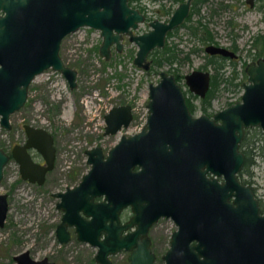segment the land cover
I'll return each mask as SVG.
<instances>
[{"label": "water", "instance_id": "water-1", "mask_svg": "<svg viewBox=\"0 0 264 264\" xmlns=\"http://www.w3.org/2000/svg\"><path fill=\"white\" fill-rule=\"evenodd\" d=\"M246 1L253 4L254 0ZM190 2H180L167 21L152 19L149 30L134 35L131 28H136L144 15L128 0H0L1 125L10 127V114L24 104L31 79L43 70H58L70 87L76 86V69L66 65L59 54L61 40L69 32L82 25L100 29L103 39L99 51L106 59L112 43L121 49L120 39L126 33L138 45L134 62L148 67L147 53L164 44L166 32L183 21ZM206 50L233 54L213 45ZM246 71L249 82L244 84L241 101L217 111L212 118L205 114L192 116L173 75L162 71L160 81L150 84L148 115L141 130L123 134L105 156L100 146L86 149L89 170L77 185L55 193L60 196L57 206L64 211L56 229L59 239H67L66 227L74 223L80 239L98 246L95 259L99 264H112L109 254L122 248L130 250L126 264H153L155 254L147 233L150 220L141 214L138 226L122 233L137 221V216L123 224L119 220L120 209L133 202L137 178L139 187L147 184L153 157L165 161L170 169L180 166L184 157L189 170L199 160H207L209 168L214 164L231 178L233 161L234 170L242 163L239 143L245 127L259 125L264 129V58L248 63ZM208 80V73L200 70L186 75L189 88L200 95L205 94ZM130 118L129 105L113 106L105 114V132H115ZM24 127L27 139L14 145L12 154L19 162L22 177L41 183L53 166V136L44 128L29 124ZM29 147L42 154L46 165L32 160ZM7 159L0 148V180ZM139 162L143 163L141 170L133 171ZM170 174L174 175L172 171ZM175 181L180 182L173 179L172 184ZM102 194L103 200L94 201L95 195ZM228 196L222 192L213 215L200 219L201 235L195 244H189L191 237L186 236V230L173 234L171 247L163 255L166 264H264V214L259 213L257 202L250 196L237 205L231 204ZM7 209V195L0 192V226L4 225ZM80 211L91 217L85 218ZM101 230L105 235L100 239ZM14 258L19 264H56L46 257L33 259L28 251Z\"/></svg>", "mask_w": 264, "mask_h": 264}, {"label": "rangeland", "instance_id": "rangeland-1", "mask_svg": "<svg viewBox=\"0 0 264 264\" xmlns=\"http://www.w3.org/2000/svg\"><path fill=\"white\" fill-rule=\"evenodd\" d=\"M224 1L231 2V9L225 8L212 15L210 9L214 3L211 1L212 4H201L199 13L209 20V28L216 33L219 40H227L226 35L230 29L231 36L237 34L238 46L244 49L239 63L242 66V61L248 59L245 51L246 40L251 33L264 30V3L258 2V7H248L244 0ZM176 4L177 2L173 5ZM199 13L194 12L189 22L196 21ZM230 18L234 27H230L225 21ZM144 26L142 24L140 28ZM179 37L183 40H179ZM170 38L180 41L178 46L182 50H186L191 43L200 46L197 39L187 34L186 26L179 28ZM100 39L98 30L88 28L63 37L60 52L70 65L78 69V86L71 90L63 75L50 69L39 74L31 85L29 105L10 115V130L0 126V141L3 144L22 140L21 125L27 121L47 127L53 132L57 147L56 165L42 185H29L19 181V173L13 162L5 168L0 191L8 193L9 211L4 225L0 226V264H15L13 255L27 247L37 257L58 253L55 258L66 264H98L92 259L95 248L86 243H76V246L71 243L61 248L62 251L56 250L54 227L60 218V211L56 209V198L51 196V192L74 183V179L69 177L72 170L78 168L84 172L88 169L89 165L81 153L84 146L99 144L106 150L121 134L134 132L140 127L146 112L148 82L155 81L158 77L154 72L147 73L132 65L131 55L136 48L133 42L126 39L122 51L113 49L110 59L105 60L98 51ZM204 59V54L200 51L199 55L193 54L190 61L181 62L179 68L183 73L188 72L199 67ZM168 67L169 64L164 63L160 68ZM228 69L227 67L226 72ZM118 71L123 73L121 79L117 75ZM240 91L237 86L221 84L214 92L207 111L212 113L225 107L228 102L238 98ZM121 98L133 102L135 119L131 125L116 134H103V107L117 104ZM82 99L85 105L81 102ZM194 102L198 113L199 102ZM99 107L101 110L96 109ZM89 108L92 110L89 111ZM92 112L97 113L93 122L84 124L83 120H88ZM256 133L263 134L260 129ZM67 164H70L69 168ZM153 236L157 242L155 264H164L161 258L164 248L159 243L164 239V232L156 230ZM126 255L125 251L119 252L112 260L115 264H123Z\"/></svg>", "mask_w": 264, "mask_h": 264}, {"label": "flooded vegetation", "instance_id": "flooded-vegetation-1", "mask_svg": "<svg viewBox=\"0 0 264 264\" xmlns=\"http://www.w3.org/2000/svg\"><path fill=\"white\" fill-rule=\"evenodd\" d=\"M182 1L184 0H177V1L128 0L129 5L131 7L137 8L144 15V19L138 22L137 27L131 28L132 33L134 35H137L144 31L149 30L150 29L149 22L152 19L157 18L163 21H167L170 18L172 12L174 11L175 7ZM211 1L214 3V5H212V8L210 9V13L212 15L218 13L220 10H223L225 8L231 9V2H225L224 0H191L188 14L185 16V18L179 25L166 32L164 38V44L162 46L153 47L147 53L146 61L149 62L148 67L139 66L134 62V58L138 50V45L135 41L129 38L128 34L124 33L122 38L120 39V42L122 44L120 50L116 48L115 43H112L110 45V52L112 54L113 49L118 52L122 51L126 39L130 42H133L136 45V48L134 49V54L132 52L131 55L132 65L138 68L139 70L146 71L147 73L154 72L158 75L157 80L155 81L151 80L148 82L147 85L146 112L142 124L136 131L131 133H123V134L125 135L133 134L141 130L142 126L146 123L147 115H148V102L150 99L149 98L150 84L155 85L160 81L162 71H164L167 75H173L175 82L180 86L183 92L188 109L191 115L194 117L205 114L210 118H212L217 111L225 108L230 104L235 103L236 101H241V95L245 90L244 84L249 82L248 73L246 71L247 64L250 62H257V59L260 57L264 58V30H261V32L256 31L250 34L249 38L246 40L247 45L245 47V51L246 54L248 55V59L242 61V66H239L241 57H243L242 51H244V49L238 46V43L236 41L237 34L231 36V29H230L226 35L227 40H219L216 36V33L214 34L213 30L209 28V20H206V16L203 15L201 12L199 13V6H202L206 2L212 4ZM175 2H177L176 6L173 5ZM244 2L248 5V7H258L257 3L259 2L263 4L264 0H254L253 4L248 3L246 0H244ZM168 9L169 11H167ZM194 12L199 13V18L194 22H189ZM225 21L227 25H229L230 27L232 25V27H234V23L232 22L231 18L226 19ZM142 24H144L145 26L143 28H140ZM183 26L187 27V34L191 36V38L197 39L196 42L199 41L200 46L198 44L191 43V45L186 50H182V47L178 46L180 41H175L174 39L170 38L179 30V28ZM86 28L90 30L92 29L98 30L99 35L101 37L98 45V51H99L103 39L100 29L93 28L88 25H82L78 27L75 31L69 32L68 34ZM195 28H196V32L194 31ZM209 34L211 35V37H209ZM179 38H180L179 40H183L181 39L182 37ZM208 45L223 47L228 51L232 52L233 54L231 53L224 54L222 52H210L206 50V47ZM166 46L168 47L171 46L175 49L178 59H174L173 61L164 59L160 65H157L155 63V57H157V54H159L160 52L159 50L165 48ZM60 49H61V43L59 48V54L61 58L63 59L66 65L73 67L77 71L76 86L70 87L67 79L60 71L49 67L43 70L42 72L36 74L31 79L30 84L28 86L26 100L20 108H24L27 107V105H29L30 102L29 95L31 92V85H33L35 78L39 74L49 69L62 74L67 81L68 88H70L71 90H74L78 86L79 83L77 79L79 76V71L77 68H75L73 65H70L65 60V57H63L62 53L60 52ZM200 51L203 52L205 58L204 61L201 63V65L197 68H193L190 71L183 73L179 68L180 63L181 62L184 63L185 61L187 62L190 61V59H192V55L193 54L199 55ZM180 53L182 54L180 55ZM99 54L101 55L100 51ZM101 56L105 60L110 59V57L106 59L103 55ZM105 60H103V63H106ZM164 63H168L169 67L160 68ZM227 67L229 68L228 72H226ZM194 70H200L202 72L208 73L209 75L208 87L204 95H200L199 93L192 91L186 82V75ZM117 75L119 79L123 77V73H121L120 71L117 72ZM244 77L246 79H244ZM225 83L237 86L238 88L241 89L238 98L231 100L230 102H228V104L225 107L221 109H218L212 113L208 112L207 108L209 107L210 101L214 96V92L218 88H220L221 84H225ZM194 100H198L199 102L198 106L200 107V112L198 113L196 112V103L194 102ZM82 101L83 99L81 100V102ZM125 104L129 105L131 110V118L128 124L127 125L121 124V126L115 132L106 133L105 114L108 113L113 106L125 105ZM91 108H89V111L92 110ZM96 109L101 110L100 107ZM102 114H103L102 132L103 134H111V135L116 134L124 127H128L129 125H131L136 116L133 102L125 98H121L117 104H112L107 107L106 106L103 107ZM96 115L97 113L92 112L88 120L86 119L83 120L84 124L87 125L88 122L91 124ZM9 122H10L9 128L4 127L3 125H1V123L0 126L6 130H10L12 127L10 116H9ZM25 124H29L31 126L38 128H44L53 136V145L55 148V157H54L53 166L52 168L48 169L45 172L44 180L41 183L37 181H30L29 179L23 178L20 173L19 162L14 158L12 154V148L14 147V145L23 144L27 139V134L24 127ZM259 129L263 133L262 135H258L256 133L258 132ZM21 131L23 134L22 140L14 141V142L8 141L9 144H3L0 141V148L8 155L7 162L3 167V176L1 180L4 177V171L6 166L10 162L11 163L13 162L19 173V177H18L19 181L29 183V185L30 184L42 185L46 182L48 173H50L56 165L57 147L55 144V135L47 127L27 121L22 122ZM123 134L119 136L118 140L115 143L119 141V139ZM115 143H113L112 146ZM94 146H100L103 150L104 156L107 154L109 148L112 147L110 146L108 149L105 150L104 147L99 144H91V145L89 144L84 146L82 148L81 153L84 156L85 162L89 165L88 169L84 172L82 171V169H78V168L72 170V173L70 174L69 177L74 179V183L70 185H66L62 189L52 191L51 196L56 198L55 206L56 209L60 211V218L57 221V223H55V227H54V237L57 245L56 250L62 251L61 248L71 243H73L74 246H76V243H86L91 247L95 248L94 257L92 259L94 262L98 263L95 259V254L98 250V246L93 245L91 242L87 240L80 239L76 232V225L74 223L67 225L66 227V230L68 232V237L66 240L64 241L60 240L56 232L57 226L61 222L64 211L63 209L57 206V203L60 201V196L55 195V193L66 191L67 188H72L79 183V181L82 178V175L86 173L90 168V164L87 162L88 155L86 153V149L92 148ZM27 151L29 152L34 162L39 163L40 165H46V161L44 157L36 148L29 147L27 148ZM239 152L241 153L242 163L237 170H234L235 161H233V163L231 164V178L229 176L226 177L225 172H220L219 168L217 167L214 168V164L212 169L209 168L207 160H199L196 163L193 162L196 165L192 164L193 167H191V170H189L187 166L188 160H186V158L184 157L180 159L181 161L180 166H175L173 169H170V167L166 166L165 161H161L158 160L156 157H153L151 159V163L153 167L152 169L150 168V176L148 178L147 184L139 187V178H137L135 180L134 190L132 191L133 202L132 203L128 202L127 204H124V206H122L120 209L119 220L123 224L128 222L133 216L134 217L137 216V221L134 222L132 226L127 227L125 230H123L122 233L132 231L134 228L138 226V219L141 216V214H143L142 215L143 217L146 215L145 219L150 220L147 233L150 238V248L152 252L155 254V259L153 262V264H155V261L157 259V251L155 244L157 242L155 237L153 236V232L156 230L164 232V239L159 242L160 244H163L162 247L164 248L163 253L161 255L162 259H163V255L171 247L173 234L177 231L181 232V229L183 231L185 230L187 231L186 233L187 237H191L189 244L190 245L195 244L197 242L196 237L201 235V232L198 229V225L201 226L200 219L209 218L211 214L213 215L214 204L219 201L222 192L229 193L228 199L229 201H231V204L233 205H237V202L248 200L250 196L251 198L255 199V201L257 202L259 213L264 214V129L259 125L245 127L243 138L239 143ZM181 153L182 152H180V154ZM66 166L69 168L70 164H67ZM142 166L143 163L142 164L140 162L136 163L133 167V171L138 172L139 170H141ZM170 171L174 173L173 176L170 174ZM173 179L174 180L178 179L180 180V182L175 181V184H172ZM120 188L121 191L124 192L123 190L125 188L123 183L121 184ZM1 193H6L7 195V202H8V209L6 213V217H7L9 211L8 193L7 192H1ZM104 197L105 194L95 195L94 201H101L104 199ZM80 212L87 219L91 217V215H86L82 211ZM203 234H206V232H204ZM104 235H105V231L101 230L99 234V238L100 239L103 238ZM23 251H28L29 256L33 259H42L46 257L48 261L55 262L56 264H66L64 262L62 263L58 261L57 258H55L56 255H58V253H55V255H51V256L44 254L43 256L37 257L33 255L31 249L28 247L19 250L17 253L13 255L12 259H14L13 261H15V264H19V263L15 260L14 256ZM122 251L127 252L126 261L123 264H126L128 262V254L130 250H126L125 248H122L121 250L116 251L115 253L109 254L108 257L111 260L112 264H115V262L112 260V257L115 254ZM163 261L164 264H166L164 259ZM67 264H70V262H67Z\"/></svg>", "mask_w": 264, "mask_h": 264}, {"label": "trees", "instance_id": "trees-1", "mask_svg": "<svg viewBox=\"0 0 264 264\" xmlns=\"http://www.w3.org/2000/svg\"><path fill=\"white\" fill-rule=\"evenodd\" d=\"M174 1H177V0H174ZM167 11H169V9ZM194 31L196 32V28ZM209 37H211L210 34H209ZM159 51H160L159 54H157V57H155V63L157 65H160L164 59H167L169 61H173L174 59H178L176 52H175V49L171 46H169V47L166 46L165 48H163Z\"/></svg>", "mask_w": 264, "mask_h": 264}]
</instances>
